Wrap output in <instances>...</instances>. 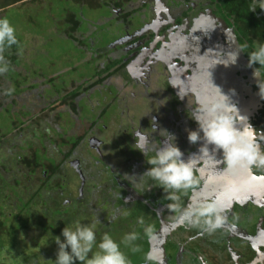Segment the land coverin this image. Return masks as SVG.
Segmentation results:
<instances>
[{
  "label": "flooded vegetation",
  "instance_id": "flooded-vegetation-1",
  "mask_svg": "<svg viewBox=\"0 0 264 264\" xmlns=\"http://www.w3.org/2000/svg\"><path fill=\"white\" fill-rule=\"evenodd\" d=\"M246 6L250 0H129L92 23L79 19L74 30L63 25L57 32L72 46L46 74L35 53L19 51V42L10 70L0 75V146L16 137L17 148L27 147L29 162L39 160L42 179L58 184L69 212L80 213L82 223L98 218L97 238L138 231L141 264H264V169L225 171L222 152L215 161L200 155L203 141L190 144L186 131L197 129L194 119L216 97L213 84L264 132V69L248 66L252 50L240 41V28L251 30L241 12ZM249 12L262 25L249 36L264 38V10ZM81 20L86 24L79 31ZM153 117L158 127L152 133ZM18 119L27 127L19 135L12 130ZM161 128L175 134L193 169L195 183L179 194L180 203L215 200L225 208L224 223L211 233L181 224L161 188L137 193L122 177L150 167L146 160L163 140ZM73 178L79 179L77 196ZM152 183L145 177L140 187Z\"/></svg>",
  "mask_w": 264,
  "mask_h": 264
},
{
  "label": "clouds",
  "instance_id": "clouds-1",
  "mask_svg": "<svg viewBox=\"0 0 264 264\" xmlns=\"http://www.w3.org/2000/svg\"><path fill=\"white\" fill-rule=\"evenodd\" d=\"M257 8L264 10V0H250L249 11L254 12ZM17 42L16 31L10 20L7 17H0V75L10 70V63L3 53ZM236 57L237 54L232 63H235ZM248 57L249 67L253 65L264 67V41H257L253 50L248 53ZM253 75L258 78V83L257 69ZM212 86L216 89L217 95L201 109L203 116L194 119L197 129L186 130L188 142L196 144L198 141H203L199 147L200 155L214 161L215 152L221 151L225 171L236 169L246 175L253 168L264 169V145L261 143L264 141V132L248 123L247 118L239 114L237 107L230 102L229 96L224 94L219 87L213 84ZM258 86L260 89L259 83ZM13 91L14 89L9 88L5 94L11 95ZM261 97L264 98L262 95ZM150 123L153 133L158 127L155 117ZM237 125L240 127L238 128ZM159 136L163 140H159L158 144L151 149L154 154L146 160L150 167L139 176L125 173L122 177L132 185L137 193H143L149 187L161 188L166 194L165 198L172 202L169 207L178 213V220L181 224L199 226L209 233L220 228L225 220V208L215 200L193 201L187 205L180 203L179 194L190 189L195 183L190 159L187 162L183 159L184 153L176 144L174 133L161 128ZM143 139L147 141V137ZM209 145L213 146L212 154L209 152ZM136 150L141 151L145 156L143 148ZM145 177L153 183L140 187ZM137 188H140L139 192ZM123 215H127V212L124 211ZM99 222L96 217L91 222L82 223L81 220H75L70 225H65L61 232L63 240L60 236H55L54 239L58 249L53 264H76V262L80 264H130L121 245L131 247L135 251L134 242L138 239V234L134 231L129 232L117 241L105 232L98 240L97 225ZM140 223L143 224V220ZM152 231L151 226H144V232L147 235L150 236Z\"/></svg>",
  "mask_w": 264,
  "mask_h": 264
},
{
  "label": "trees",
  "instance_id": "trees-1",
  "mask_svg": "<svg viewBox=\"0 0 264 264\" xmlns=\"http://www.w3.org/2000/svg\"><path fill=\"white\" fill-rule=\"evenodd\" d=\"M52 1H57L62 6L66 4L65 7H59L60 18L53 20L57 24L55 27L61 29L63 25H69L74 30L79 19H85L84 14H78V10L123 8L129 0ZM28 5L37 6V8L46 5L50 7L52 3L50 0H0V17H5L10 7H27ZM72 5L77 9L70 8L73 7ZM241 12L250 17L241 19L248 23L251 30L240 28V41L253 50L256 42L264 41V38L255 39L249 35L257 32V30L254 31V27L258 29L262 25L258 24V21L253 22V15L250 14L247 6ZM238 20H240L239 17ZM80 24L76 30L80 31L84 26ZM17 41L16 45L4 52L9 62L12 59L8 55L19 45L18 36ZM25 124L26 119H18V124H15L12 130L20 129L18 135L22 134L27 129L24 127ZM15 139L16 137L10 138L6 145L2 143L0 146V264H53L58 249L54 242L55 236H60L63 240L62 229L75 221V211L69 212L70 208L62 204V198L56 190L57 183L50 185L48 180L42 179V166L36 158L37 152H34L36 161L32 164L29 162L30 150L19 145L17 148ZM39 169L40 174H36L33 178L32 175ZM129 260L130 264H141L135 259Z\"/></svg>",
  "mask_w": 264,
  "mask_h": 264
},
{
  "label": "rangeland",
  "instance_id": "rangeland-1",
  "mask_svg": "<svg viewBox=\"0 0 264 264\" xmlns=\"http://www.w3.org/2000/svg\"><path fill=\"white\" fill-rule=\"evenodd\" d=\"M50 3H52L50 7L47 5L39 6L38 8L33 5H28L27 7H10L4 15L10 20L11 24L15 28L16 35L20 41L19 51L25 52L30 57L35 53L34 56L37 57L36 62L39 63L40 68L43 71L42 73L45 74L52 73L55 68H58L62 64L65 51L72 46L70 42L66 41L62 35L57 32L61 29L55 27L57 24L53 22V20H58L60 18L59 7H61L62 4L52 0H50ZM65 6L66 4L62 7ZM70 8L77 9L74 6ZM107 12L108 10L106 8L78 10L79 15L84 14L88 24L94 22L97 17L101 15L104 16ZM57 14L59 15L57 16ZM82 22L84 25L86 24L85 21ZM111 23H115V21L112 20ZM115 25L119 26V24ZM34 32H44L43 35L45 36L41 37L40 35H36ZM9 56L10 54L8 57ZM57 81H59V79ZM68 177L71 178L70 175H68ZM73 180L75 183L71 181V187L73 190L72 196H77L79 179L73 178ZM94 206H92L91 209L94 208ZM86 211L87 210H85V212ZM79 214L80 213L75 211V220H78L79 216L77 215ZM83 218L84 216H81V219ZM103 231L104 230H102V232ZM124 233V231L114 230V232H110L109 234L112 235L115 240L120 241L124 236ZM126 233H128V231H126ZM136 233L138 234V231H136ZM137 240H140V238ZM137 240L134 242L135 251H133L131 247H126L123 244L121 245V248L129 259H135L137 263H140V255L144 252V247L141 241L139 242Z\"/></svg>",
  "mask_w": 264,
  "mask_h": 264
}]
</instances>
